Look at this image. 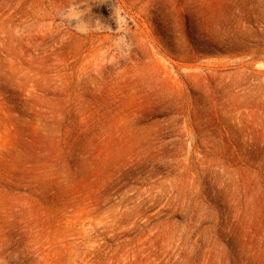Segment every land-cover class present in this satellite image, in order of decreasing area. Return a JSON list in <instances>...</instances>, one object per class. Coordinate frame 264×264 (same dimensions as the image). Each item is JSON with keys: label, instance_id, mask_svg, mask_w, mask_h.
I'll return each instance as SVG.
<instances>
[{"label": "rangeland", "instance_id": "1", "mask_svg": "<svg viewBox=\"0 0 264 264\" xmlns=\"http://www.w3.org/2000/svg\"><path fill=\"white\" fill-rule=\"evenodd\" d=\"M0 264H264V0H0Z\"/></svg>", "mask_w": 264, "mask_h": 264}]
</instances>
